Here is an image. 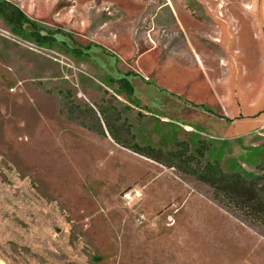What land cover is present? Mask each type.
I'll use <instances>...</instances> for the list:
<instances>
[{
  "label": "rangeland",
  "instance_id": "obj_1",
  "mask_svg": "<svg viewBox=\"0 0 264 264\" xmlns=\"http://www.w3.org/2000/svg\"><path fill=\"white\" fill-rule=\"evenodd\" d=\"M6 1L29 23L0 20V264H264V224L83 114L110 101L141 147L262 174L264 0ZM33 32L74 59L80 90Z\"/></svg>",
  "mask_w": 264,
  "mask_h": 264
},
{
  "label": "trees",
  "instance_id": "obj_2",
  "mask_svg": "<svg viewBox=\"0 0 264 264\" xmlns=\"http://www.w3.org/2000/svg\"><path fill=\"white\" fill-rule=\"evenodd\" d=\"M0 20L9 25L10 30L16 35L24 34V26L29 23L28 16L19 7L6 0H0ZM30 36L34 43L39 46L50 42L48 37L40 36L35 32ZM110 81L116 83L121 90H126L129 96L133 95V88L126 78L110 79ZM70 94L68 91L66 98V109L69 117L74 116L78 111V106L72 102ZM83 114L84 116L86 114L90 116L89 125H85L87 129L102 136H106L107 133L117 145L156 162L166 163L169 168L178 166L183 172L193 175L198 181L209 186L216 195L231 200L252 219L264 224V164L259 169L263 172L262 174L241 173L238 171L224 173L217 163L212 162L193 168L191 163L195 158L188 155L184 150L185 148L176 152L165 153L159 149L149 146L141 147L136 144L129 125L121 119L119 111L110 101L107 102V106L99 105L97 111L88 108L87 111H83ZM183 145L186 147V144ZM196 152L198 156H203L205 146L198 148ZM179 163L186 168H181Z\"/></svg>",
  "mask_w": 264,
  "mask_h": 264
},
{
  "label": "built area",
  "instance_id": "obj_3",
  "mask_svg": "<svg viewBox=\"0 0 264 264\" xmlns=\"http://www.w3.org/2000/svg\"><path fill=\"white\" fill-rule=\"evenodd\" d=\"M33 47L40 51L50 52L53 59L60 63L67 71L65 78L71 83L73 88L80 90V79H79V69L75 64V61L72 57L66 54L54 53L52 51H48L45 48L39 45H33ZM141 189H133L129 192L123 194L122 198L126 202H132L133 200L139 199L141 197ZM176 212V211H175ZM171 223V224H170ZM174 223L172 216H169L168 225L171 226Z\"/></svg>",
  "mask_w": 264,
  "mask_h": 264
},
{
  "label": "crops",
  "instance_id": "obj_4",
  "mask_svg": "<svg viewBox=\"0 0 264 264\" xmlns=\"http://www.w3.org/2000/svg\"><path fill=\"white\" fill-rule=\"evenodd\" d=\"M188 43H189V39L187 38V45H188ZM195 58V57H194ZM195 60V59H194ZM196 61V64H197V60H195ZM128 80V79H127ZM129 81V83L131 84V86H132V88H133V94H135V95H137L138 96V92H137V89H136V87L134 86V84L130 81V80H128ZM139 97V96H138ZM137 97V98H138ZM138 99H140V98H138ZM142 99V98H141ZM186 100L187 99H184V100H182V99H180L179 97H178V95L176 96V97H174V99H173V97H172V100L169 102V103H171L172 102V106H174L173 104H178V105H184L185 106V109H189V106L187 105V102H186ZM166 104H168L167 102H166ZM181 111H182V109H180ZM182 112H184V110L182 111ZM186 113L187 112H185V115H186Z\"/></svg>",
  "mask_w": 264,
  "mask_h": 264
}]
</instances>
